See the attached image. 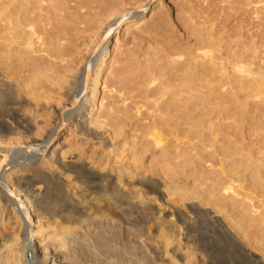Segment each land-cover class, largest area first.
Listing matches in <instances>:
<instances>
[{
	"label": "rangeland",
	"instance_id": "obj_1",
	"mask_svg": "<svg viewBox=\"0 0 264 264\" xmlns=\"http://www.w3.org/2000/svg\"><path fill=\"white\" fill-rule=\"evenodd\" d=\"M90 1L92 2L93 0H65V3L62 0V5L60 6L61 2L59 1L57 2L59 3L58 5L55 3L54 5L53 3L50 5L49 3L47 5H45L46 3L43 4L44 8L43 11H40V15L42 14L44 17L41 16V19L38 20L39 23L37 22L38 27H40L37 29L39 33L31 30V33L35 35L33 36V43L28 45V47L27 45H24L23 48L20 47L22 49L18 47L19 52L16 49L17 52L13 53L12 57L3 58L0 62L1 91L5 89L6 84H34L25 79H28L30 72L33 71L32 65L46 68L36 78L37 82L39 79L37 84L44 85L37 91L40 94L39 105L33 110V113L32 111L31 113L25 112V116L30 118V123L34 126L36 124L46 125L48 130L56 126L54 134L49 138V140H52L56 136V131L59 127L57 122H60L66 109L70 107L74 99L79 100L85 93L84 79L91 60L101 46L105 45L107 47V63L103 68L98 83L99 100L92 108L90 114L83 116L82 119L79 116H75L67 122L62 130L60 129L57 137L59 146L54 159L55 161L57 159L60 162H64V164L83 161L87 165L89 163L90 165L88 166H92V168L99 170L98 172L104 175H115L119 172L121 176L123 175L122 177L125 181L119 184L114 182L112 178L108 182L105 180L103 181V183L105 182L104 184L113 185V189H110V191H113L98 193L88 190L87 186H81L80 181L70 182L73 179L70 178L71 175L68 173V176H65L66 179H64L65 183L62 192L65 191L63 193L66 194L68 199L75 198L76 204L84 210L85 215L92 216L94 209L99 210V213L105 210L107 204H109L107 202L111 200V195H115L117 190L116 195L113 197L121 200H118L123 208L120 209L122 213L119 212L122 215H120L122 217L120 220L127 226L140 229L142 234L141 242L143 241L142 243L148 250L152 264H186V254L190 252H193L195 260L199 261L198 264L210 262L211 264H264V238H262L264 237V188L259 185L261 184L259 182L261 181L260 179L264 180V178H261L264 177V174L262 175L264 173V40L262 42V39L260 40L254 34L258 29L255 25H258V23L247 25V22L244 21L242 23L243 28L240 30L239 21L243 15L245 17V12H240L233 16L229 13H232L235 6H239L242 0H114L107 9L97 14H95L93 9H89L94 11V15L86 7H82L85 2ZM152 1L153 3H151ZM92 3L91 5L96 6V3ZM146 3L147 5L143 8ZM261 5L262 2L254 0L248 6L249 11L251 9V14H246L256 20L255 16L261 15L260 12L257 13L259 10L264 15V8L259 9ZM86 10L89 13L86 14ZM189 11L192 12L191 15L188 13ZM89 14L93 15H91L92 18H90ZM192 14L194 15L192 16ZM45 15L46 17L49 15L48 18ZM116 19L120 20L119 26L111 28L112 22ZM193 23L198 24L196 25L198 26L197 32H200L199 28L202 27L204 36L201 34L203 36H201V39L206 37L205 31L214 30L216 36L222 35L225 46H230L233 49L238 46L236 48L238 50L242 46L251 48H249L250 51L247 50L249 53L247 52L246 56L244 55V60H247L246 63L248 64L249 62L251 65L250 71L235 70V74L230 72V69L228 71L230 75L231 73L235 75L233 79L236 77L234 84H224V81L222 84L221 79L215 85L208 84V82L203 84L205 86L203 88L204 103L207 107H204V109L209 111L210 118L206 116L204 131L202 130L201 133H203V137L206 136L207 140L217 137L218 134L219 146L227 145L226 140L230 138L235 143L233 144L234 148L232 147L235 151L233 161H230L232 157L226 159V155L224 154V156L221 153L224 150L223 147V150L222 148H220L221 151L219 150L222 157L217 156L218 153L208 154L214 149L213 145L205 146V148L203 146L201 150L196 151L191 146L198 142L197 138L188 139L173 131L172 134L165 125L163 129L153 128L154 130L149 132L150 134L144 133L142 129V126L150 123L152 119H160L162 116L161 114L159 115L160 109L158 110V108L167 98L168 92H173L174 86L172 85L176 84V77L174 78L175 70L179 69L180 62H183V59L187 56V50L191 49L195 43V37L186 40L188 35L185 34L192 29ZM217 23L219 24L218 26L216 25ZM246 25L248 28H246ZM250 26L254 27L251 29ZM23 49L24 51H21ZM49 66H63L62 68L64 69V80L61 83L64 85L58 94H51L45 88L47 84H53L48 76L50 73L47 70ZM28 68H31L32 71H29ZM222 73L223 71L217 74V77L223 79L226 75L220 77ZM206 80L208 79L205 78L204 80L203 78L204 83ZM16 91L15 95L19 100L31 101L28 96ZM29 103L32 104L33 102ZM215 105H218L219 109ZM32 106L34 105L32 104ZM212 107L216 109L214 108L215 110H213ZM103 110H110V115L105 111L96 123H90L89 120H85L89 115H91V118H95L98 114L104 112ZM83 114L86 115V113ZM111 114L115 117L114 120L122 117L118 119L120 120V130L116 131L117 133L111 127V122L114 125ZM215 118H220V120H215ZM78 120L86 122L87 127L93 129L92 131L96 135L87 133L77 123ZM213 123L215 124L213 127H217L215 128L217 134H215L213 127L210 128ZM230 124L231 127H229ZM100 135L103 139L99 138ZM153 135L160 136L159 143H156ZM203 137L200 136V138ZM0 146V158H2L3 146ZM213 155L216 158H223L218 159L223 161L211 163V156ZM48 156H50V153ZM169 156L170 158H167ZM139 157L141 158L139 159ZM231 165L234 169L236 168L235 165L239 166L236 168L237 170L235 169L237 172L239 170V173L236 172L238 179L235 178L236 181L233 184L234 186L237 185L234 187L236 192L230 191V197L228 196L229 193L225 192V195L228 193L226 196L229 198L227 200L224 199V201H229L230 203L229 199L233 198V200L231 199L232 209L235 208L233 215L235 214L236 221H240L239 223H242L243 226L242 224L241 226L236 225L235 222V227H230L231 224L226 213L214 209L207 202L209 195L212 196V194L208 192L210 190V181L206 180L208 178L206 176L211 177V173H214L212 171L218 172V177L223 176L224 171H228L227 167L229 169ZM57 166L55 164L54 169ZM225 166L227 167L225 168ZM133 170L137 175L128 178V173ZM56 172L59 174V169ZM139 174L144 175L146 178L149 177L153 182L157 183L161 189V194L152 192L148 187L145 188L141 183H137L136 176ZM214 174H212L214 177L217 176V174ZM238 174L241 176L238 177ZM242 174L244 175L243 178ZM214 177L212 178L213 181L217 179V177ZM201 181L205 182L202 183ZM73 183L75 186L72 185ZM257 183L259 184L257 185ZM260 188H263V190ZM32 190L35 191H33L35 194L40 193L39 196L41 194L43 196L46 188L44 184L38 182L32 186ZM192 190L200 191V195ZM123 193H126L125 196ZM192 195L193 197H191ZM203 195L205 200H200L198 196ZM211 196L210 199L213 198ZM139 198L144 200L140 201ZM206 198L208 199L206 200ZM130 202L134 203L130 204ZM131 205L136 210L140 209L139 211L144 209L151 211L150 213L153 214L152 220L148 218L141 221V223L138 222L134 219L135 216L133 215L135 214L130 213ZM194 206L201 208V212L205 211L211 216H215L216 221L219 220L217 223L225 225L235 237L234 240L238 242H233L231 245L226 239H223L224 236L217 229L204 224L200 226L196 220L197 211ZM247 211L250 212L248 215H246ZM179 214H183V217L188 222L179 220ZM236 214H240L241 217ZM63 215L70 216V213L65 212ZM5 216L3 221L5 227L1 225L3 222L0 224V237H2L1 234L11 236L17 233L19 229L16 225L19 220L17 221L14 213L10 215V218L8 215ZM260 217L261 219H259ZM61 218H55L56 223H59H57L58 226L55 231L59 228L60 221H62ZM32 219L34 221L30 224V228L34 229L39 226H47L48 222L53 221L50 217H40L38 219L33 217ZM168 220L171 224L173 222V225L180 224L178 228L180 232L171 227L169 228L168 224L169 226L171 225ZM192 222H194L193 225ZM241 227L243 228L241 229ZM172 237L173 240L171 241ZM128 251L122 252V255L119 254L121 264H142L138 260L139 257L136 259V255L133 256L132 254L131 256ZM100 257L101 260H97L99 264L105 263V255H100ZM255 259H259V261L257 262Z\"/></svg>",
	"mask_w": 264,
	"mask_h": 264
},
{
	"label": "bare ground",
	"instance_id": "obj_2",
	"mask_svg": "<svg viewBox=\"0 0 264 264\" xmlns=\"http://www.w3.org/2000/svg\"><path fill=\"white\" fill-rule=\"evenodd\" d=\"M58 1L61 2V4L57 3ZM189 1H191V0H189ZM253 1L254 0H242L240 2L239 6H235L233 12L229 13V14L231 16H233V15H236L237 13L245 12V17H243L244 16L243 15L241 17V20L239 21L238 26H239L240 30H242V28H243L242 23L244 21L247 22V25L248 24L253 25L257 22L258 25H255V26H257L256 28H258V29L255 31L254 34L256 36H258L260 38V40L262 39V42H263V40H264V15H263V12L260 10L257 12V13L260 12L261 15L260 14L256 15L255 16L256 20L254 19V17L251 18V17H249V15L246 14V13L251 14L250 13L251 9L249 11L248 6L251 5V3ZM92 2L96 3V6L91 5ZM92 2L91 1L85 2L84 6H82V7H84V8L86 7L88 11H91L89 9H93L95 11V14H97L98 12H101L102 10L107 9L110 6V4H112L114 2V0H93ZM258 2H262V5L259 7V9L264 8V4H263L264 0H258ZM48 3H49V5L52 3L54 5V3H55L57 5L59 4V6H60V5H62V0H0V62L2 61L1 59H3V58L5 59V58L13 55V53H16L17 52L16 49L19 52L18 47L23 48L24 45L25 46L27 45V47H28V45L33 43V41H34L33 36H35V35H33L34 33L33 34L31 33V30L37 31V29L40 28L37 25L39 23L38 20L41 19V16H43L42 14L40 15V11L41 10L43 11V8H44L43 4L47 5ZM63 3H65V0H63ZM151 3H153V1ZM53 5H51V6H53ZM146 5H147V3L143 6V8H145ZM87 10L85 12L86 14L89 13V12H87ZM93 10L91 11V13L94 12ZM197 12L199 13V11H197ZM188 13L191 15L192 12L189 11ZM86 14H85V16H86ZM89 15H90V18H92L94 13H93V15L92 14H89ZM89 15H87V16H89ZM193 15L194 14H192V16ZM48 16L46 17V15H45L46 18H48ZM257 19H259V20L257 21ZM213 20H214V18H213ZM119 22H120V20H117V19L114 20L111 24V28H117L119 26ZM198 23H200V22H198ZM218 23L216 24L217 26L219 25ZM221 23L223 24V22H221ZM222 24H220V25H222ZM192 25H193L192 27L190 25V27L192 29L190 31L188 30V32L185 34L188 35L187 36L188 38L186 40L190 39L191 37L192 38L195 37V43H194V45H192L191 49L188 48L189 50H187V56L186 57L184 56L185 59H183V62L182 61L180 62L179 69L175 70L176 72H175L174 78L176 77L175 78L176 84H174V85L171 84L172 86H174L173 92H171V93L168 92L167 98L161 103L162 105L159 106V108H158V110L160 109L159 115L161 114L162 118L160 117V119L159 118L158 119H152V121L150 123H148L147 125H143L142 129H143L144 133L145 132L149 133L152 130H154L153 128L158 127L160 129H163V128H165V126H167V128L169 129V131H171V133H172V131L174 133L176 132L177 134H179V135L181 134V135L187 137L188 139L189 138H193V139L197 138L198 142H196V144L194 143L193 146H191L192 148L194 147L196 151H198L199 149L201 150L203 148V146L205 148V146H209V145L212 146L213 145L214 149L211 152H208V154H212V153L217 154L218 153L217 156H221L220 148L223 147L224 150L222 148L223 152H221V153L223 155L224 154L226 155V157H227L226 159H229L232 157V159L230 161H233L234 160L233 156H235V151H234V149H232V147H233V144H235V143L232 142V140L230 138H227L228 139V140H226L227 145H223V146L220 145L219 146L218 145L219 139H217V137L219 135L215 131V128H217V127H213V125H215L214 123L212 124V126H210V128H212V127L214 128V131L216 132L215 134H217V137L215 136L212 139L207 140L205 138L206 136L203 137L204 135H203V133H201V131L203 130V128L206 124L204 122L206 120L205 119L206 116L210 118L209 111H206L204 109V107H206V106L204 103L205 101H204V95H203L204 94L203 88L205 86L203 84H206V82H208V84H214L215 85L218 83L219 79L222 80V84H223V81H224V84L225 83L226 84H234L236 77H235V79H233L235 75H233V73H231V75H230L228 73V71H229V69L231 70L230 72H234L235 70L250 71L249 68L251 67V65L249 64V62H248V64L246 63L247 60H244V58H245L244 55L247 54L248 51H250L249 50L250 47L247 48L246 46H242L244 48L240 47V50H238V49H236L238 46L234 49L230 46H227V45L225 46L224 42H223L222 35L216 36L214 34V30H212V31L210 30V32L205 31L204 33H205L206 37H204L205 39L204 38L201 39V36L202 35L204 36V34H202L203 33L202 27L199 28L200 32H197L198 26H196V25H198V24L193 23ZM223 25L225 26V24H223ZM247 25H246V28H248ZM252 27H254V26H250L251 29H252ZM246 28H244V29H246ZM231 29L233 30V28H231ZM239 32H241V31H239ZM241 33H243V32H241ZM252 34H253V32H252ZM36 36L39 37L38 35H36ZM35 39H36V37H35ZM22 48H20V49H22ZM21 51H24V49ZM25 53H26V51H25ZM106 55H107V47L105 45H103L96 52V55L91 60V63L89 64V66L87 68L86 76L84 79L85 93H84L83 97L80 98L79 100L74 99V101L71 103L70 107L68 109H66V111L63 114V117L60 120V122H57V123H59V127H58V130L56 131V136L52 140H49V138L51 137V135L54 134V132L56 130L55 129L56 126H54L53 129H49V130L46 128L47 127L46 125H37L35 123L36 125L34 126L30 123V118L25 116V112L31 113V111H32V113H33V110H35L39 105L40 94L37 91L41 88V86H44V85L43 84H37L39 82V79L37 82L36 78L38 75H40L44 72V70L46 69L45 67L41 68L39 65L38 66L32 65L33 67L32 66L31 67L33 68V71L31 68H28L29 71H32V72H30L31 74L29 75L28 79L27 78H25V79H26V81H29V82L31 81L34 84H28V83L27 84H18L17 83L14 85L6 84L5 89H3L2 91L0 90V145L3 146V153L1 155L2 158H0V224H1V222L4 221V218L6 217L5 215H8L10 218V215H12L13 213H14L15 218L17 217L16 218L17 221L19 220V222L17 224L15 223L19 227L17 233H15L11 236L1 234L2 237H0V264H99V262L97 260H99V259L101 260L100 255H103V256L105 255L106 260L105 259L104 260H105V263H107V264H121L122 262H120L121 260H120L119 254L122 255V252H127V250H129L128 254L130 253L131 256H132V254H133V256L136 255V259H138V257H139L138 260L140 263L152 264V261L150 258L151 256H149L150 254H148V250H146L144 244L142 243L143 241L141 242L142 234L140 233V229L138 230L136 228H133V226H129V225L127 226V225L123 224L122 221L120 220V218H122V217H120V215H121L120 213H122V212H120L122 205H120L121 202L120 203L118 202L119 198L117 200L115 197H113L116 195L117 190L115 191V195L109 194V195H111V197H110L111 200H109L110 202L109 201L107 202L109 204H107V207L105 208V210L104 211L102 210V212L99 213V210L94 209V212H93L94 214H92V216L91 215H85L84 210L81 207H79V205L76 204V201L74 200L75 198L68 199L66 194L63 193L65 191L62 192V189L64 187V183H65L64 179H66L65 176H68V173L72 176L71 177L69 175L70 178L73 179V180H70V182L71 181H73V182L74 181L75 182L80 181L81 186H87L88 190H90L92 192H98V193L109 192L110 189H113L112 188L113 185L108 186V185L104 184L105 182L103 183V181L106 180L108 182L112 178V180H114V182H117L120 184L123 181H125V179L122 177L123 175L121 176V174L119 172H117L115 175L114 174L104 175L101 172H98L99 170L97 171L95 168H92V166L91 167L88 166V165H90L89 163L87 165L86 162H83V161L71 162L69 164H67V163L64 164V162H60L57 159L55 161V159H54V157L57 153V150H58V146H59V143L57 142V139H58L57 137H58V133L60 132V129L62 130L66 126L67 122L69 120H71L73 117L79 116L82 119L83 116H87L88 114H90V112L92 111V108L97 104V102L99 100V90H98V88H99V85H98L99 77H100L101 73L103 72V68H104L105 64L107 63ZM22 56H23V54H22ZM93 65H94V68H93ZM52 66H54V65H52ZM62 67H59V66L50 67L49 66V69H47L48 71H50V73L48 75L49 80L51 79L53 84H49V85L47 84L45 86V88H47L51 94H58V93H60L61 89H63L64 84H61V83L64 80L63 79L64 78V76H63L64 69ZM222 71L224 74L222 73L223 75L221 74L220 77L226 75V76H224L223 79L217 77V74L221 73ZM234 74H235V72H234ZM203 78H204V80H205V78L208 80H206L204 83ZM221 80H220V82H221ZM16 90L18 92H20V94L28 96L31 100L29 102H33L32 104L34 106H32V104L29 102L19 100V98L16 97V95H15ZM89 92H90V95H89ZM215 97H217V96H215ZM212 106H213V104H212ZM215 106H217L216 108L219 107L218 105H215ZM214 108H213V110L216 109V108L215 109ZM103 111L104 112H101L95 118H91V115H89L85 120L86 121L89 120L90 123L91 122L96 123L99 121L100 116H102L106 110H103ZM109 111L107 110L106 112L110 115ZM160 111H161V113H160ZM114 112H116V111L114 110ZM83 113H86V115H84ZM124 117H126V116L124 115ZM121 118L122 117H120L118 119H121ZM127 118H129V117H127ZM111 119H112V117H111ZM114 119H115V117L113 116V120ZM118 119L113 121L114 125H112V122H111V127H113L114 132L120 130V124H119L120 120H118ZM216 119H218V118H215V120ZM218 120H220V118ZM109 121H110V119H109ZM123 122H124V120H123ZM213 122H214V120H213ZM77 123H79L80 126L83 129H85V131L87 133L92 134V135H96V133L92 131L93 129L88 128L87 124H85L86 122H84L83 120H81V121L78 120ZM231 124L229 125V127H231ZM167 128H166V130H167ZM94 129H96V128H94ZM212 131H213V129H212ZM162 133H164V131H162ZM214 135H212V136H214ZM153 136H155V135H153ZM200 136H202L203 138H200ZM228 137H230V136H228ZM99 138L103 139V137H101V135ZM160 139H161L160 136H155V138H154L156 143H159ZM225 139H226V137H225ZM236 144H237V142H236ZM242 145H244V144H242ZM146 151H148V150H146ZM49 153H50V156H48ZM163 153H165V152H163ZM170 154H172V153H170ZM213 156H211L212 157L211 163L213 162V164H214L216 162H219V161L222 162L223 161V160H218L220 157L216 158L215 157L216 155L214 157ZM141 157H139V159ZM167 158H170V156ZM220 159H223V158H220ZM169 160H171V159H169ZM139 161H141V160H139ZM167 162H168V160H167ZM55 164L58 166L54 169ZM136 164H138V163H136ZM226 167L227 166H225V168ZM235 167L237 168L239 166L235 165ZM225 168H224V170H225ZM58 169H59V174H57L58 172H56V170L58 171ZM174 169H175V167H174ZM235 169L232 167V165H231V167H229V169L227 167L228 171H224L222 169L224 171V175L220 176V177H218V174H217L218 172L212 171V172L217 174V176H215V177H217V179H214V181L212 179L214 177L212 174H214V173H211V177L213 176L212 178L209 176H206V177H208V178H206V180L208 179L210 181V186H209L210 190L208 192L210 194H212V196H213V198L210 199L211 195H209V200H207L208 198H206V200L210 205L213 206L214 209H217L219 211H223L226 213V216L229 220V223L231 224L230 227H235V222H236V225L241 226V224H242V223H239L240 221L239 222L236 221V219H235L236 216H234L235 214L233 215V212H235V210H234L235 208L232 209L233 204L231 203L232 202L231 199L233 200V198L229 199L230 203H229V201H224V199L227 200L230 197V193L232 192V190L234 191L235 190L234 187L237 186V185L236 186L233 185L235 183L234 181H236L235 178H237V174H236L237 169L236 170ZM239 169H241V168H239ZM164 170H166V169H164ZM243 170H244V168H243ZM243 170H242V172H243ZM223 171H221V172L223 173ZM172 173H173V171H172ZM237 173H239V170ZM167 174H169V173H167ZM216 174H214V175H216ZM263 174L264 173H262V175ZM135 175H137V174L133 170L130 173H128L127 177L132 178ZM203 175H204V173H203ZM219 175H221V173H219ZM238 175H239L238 177L241 176L240 174H238ZM243 176L244 175L242 174V178H243ZM254 176H255V174H254ZM174 177H176V176H174ZM177 177H178V175H177ZM261 178H264V177H261ZM167 179H169V178L167 177ZM177 179H180V178H177ZM257 180H259V179H257ZM260 180L261 181H259V182L261 184L257 183V185L259 184L260 187L262 186L264 188V183H262L264 180H262V179H260ZM246 181H247V179H246ZM38 182L39 183L41 182V184H44V186L46 188V191L43 194V196H41L42 194L39 196L40 193L35 194L34 193L35 191L32 190V186H34V184L38 183ZM136 182L141 183L142 185L145 186V188L148 187L152 192H156V193L161 194V189H160L159 185H157V183L153 182L151 180V178H149V177L146 178L144 175L139 174L138 176H136ZM204 182H202V183H204ZM72 185L75 186L74 183ZM257 185H255V186L257 187ZM82 188H84V187H82ZM87 188L85 187V189H87ZM258 188H259V186H258ZM263 188L262 189L260 188V189L263 190ZM84 191H86V190H84ZM111 191H113V190H111ZM192 191L194 193H197V194H199V192H200V191L197 192V190L196 191L192 190ZM225 192H228V193L230 192L229 195H228V193L226 194L229 196L228 198L225 195ZM234 192H236V191H234ZM123 194L125 196L126 193H123ZM107 195H108V193H107ZM184 197H185V195H184ZM186 197H187V195H186ZM191 197H193V195ZM198 197L200 200H205L204 195L198 196ZM232 197H233V195H232ZM98 198H100V197H98ZM105 198H107V197H105ZM139 200L142 201L144 199L139 198ZM100 201H101V199H100ZM102 201H104V200L102 199ZM119 201H121V200H119ZM133 203L134 202H130V204H133ZM105 205H106V203H105ZM194 209L197 211L196 220L200 224V226L202 224H204L206 226L213 227V229H217V231H219L220 234L222 233V235L224 236L223 239H226L229 242V244H231V245L233 244V242L234 243L236 242V240H234L235 237H233V234L231 233V231H229L225 227V225H223L219 222L217 223V221H219V220L216 221V219L214 218L215 216L213 217V216H211V214H209L208 212L206 213L205 211H203L205 213L201 212V208H199V207L197 208V206ZM139 210H136V208L131 205L130 213L135 214V215H133V216H135L134 219H136L140 223H141V221H143L145 219L147 220L148 218H151V220H152L153 214L150 213L151 211L149 212L148 209H144L143 211L142 210L139 211ZM232 210H234V211H232ZM247 210H248V207H247ZM65 212L70 213V216L63 215V214H65ZM249 213L250 212L247 211L246 215H248ZM237 214H238V212H237ZM183 216H184L183 214L182 215L179 214L178 215L179 220L186 221V223H187L188 221ZM237 216H240V214ZM33 217H35L36 219H38L40 217H42V218L50 217L53 219V221H50V223L48 222L47 226H39L37 229H34V228H30V224L34 221L32 219ZM58 217H62L61 218L62 221H60L61 223L59 225V228L57 229V231H55L56 227L59 224L58 222H57L58 224L56 223L55 218H58ZM237 219H238V217H237ZM256 219H258V218H256ZM259 219H261V217ZM155 220H156V217H155ZM37 222H38V220H37ZM194 222H192V225ZM257 222H259V221H257ZM257 222H256V224H257ZM169 223H170V221H169ZM237 223H239V224H237ZM1 225L3 227H5L4 222ZM170 225L171 226H169V224H168L169 228L171 227L173 229H176V231L179 230V232H180V229H178L180 224L179 225L178 224L173 225V222H172V224L170 223ZM136 226H137V223H136ZM227 226H229V225H227ZM242 226H243V224H242ZM242 228L243 227H241V229ZM20 231H21V233H20ZM211 231H213V230H211ZM239 231H240V228H239ZM4 232H5V230H4ZM4 232H2V233H4ZM258 232H260V231L258 230ZM213 233H215V232H213ZM20 234H21V236H20ZM160 234H162V233H160ZM262 238H264V237H262ZM168 240H169V238H168ZM172 240H173V237L171 238V241ZM206 256H208V255H206ZM98 257H100V258H98ZM92 258H94V260H92ZM186 259H187V260H185L186 264H198V262H199V261H197V259L195 260V257L193 256V252L187 253ZM28 260H29V262H28ZM127 260H128V258H127ZM255 260H254V262H255ZM256 261L258 262L259 259ZM105 263L102 262L100 264H105ZM206 264H211V262L206 263Z\"/></svg>",
	"mask_w": 264,
	"mask_h": 264
}]
</instances>
